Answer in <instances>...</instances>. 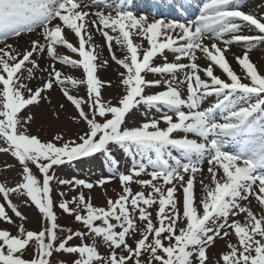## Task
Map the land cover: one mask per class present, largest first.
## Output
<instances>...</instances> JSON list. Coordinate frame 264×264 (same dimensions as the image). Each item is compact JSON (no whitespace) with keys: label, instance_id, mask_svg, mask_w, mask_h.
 <instances>
[{"label":"snow or ice","instance_id":"1","mask_svg":"<svg viewBox=\"0 0 264 264\" xmlns=\"http://www.w3.org/2000/svg\"><path fill=\"white\" fill-rule=\"evenodd\" d=\"M161 2L168 11L149 21L131 10L134 0H0V143L5 145L0 152L10 153L21 166L19 182L0 184V220L14 223L6 207L26 219L10 198L16 194L34 205L45 221L39 231L26 230L23 223L16 235L0 229V264H51L54 253L72 255L70 264H208L207 251L217 239L225 241L226 250L216 264H264V74L246 50L234 57L248 81L243 82L226 57L232 44L244 42L251 47L264 41V17L240 10L233 0H202L194 18H187L192 15V0ZM90 7L101 10H86ZM170 14L177 18H164ZM37 28V38L24 49L7 42ZM244 28L258 34H239ZM69 33L76 44L68 39ZM97 33L111 60L122 69L119 84L124 92L115 104L102 96V88L110 87L111 81H102L97 74L98 67L108 63L99 60L93 43ZM133 36L146 41L147 47L134 44ZM114 44L126 49L123 58L116 56ZM61 47L73 55H61ZM166 51L172 53L171 61ZM45 57L52 62L41 67ZM159 57L162 63L155 64ZM56 63L82 70V77L63 75ZM217 69L220 75L215 74ZM37 70L44 76L31 87ZM149 74L171 79H148ZM66 84L84 86L86 98L70 94ZM54 86L75 107L78 117L74 119L85 122L86 130L75 139L57 134L42 142L28 134L33 119L28 109L47 99L44 93ZM184 86L186 96L181 91ZM157 87L162 90L146 94ZM213 96L215 101L202 109V102ZM141 105L164 111L159 119L127 127V115ZM177 132L185 135L177 138ZM109 145L142 158L154 153L155 160L148 158L153 169L147 173L150 179H139L147 170L139 163L127 174L119 173L121 192L115 200L108 198L106 207L94 206L83 191L71 199H64L61 192L59 202L54 201L53 169L96 153L111 157ZM172 150L181 155H173ZM197 174L203 192L198 203ZM113 178L95 184L84 179L57 183L90 191ZM132 183L150 191L133 192ZM56 208L86 231L68 229L58 241V231L65 230L57 224ZM233 235L236 243L228 239ZM89 236L99 243H85ZM74 238L80 243L71 244ZM33 245L32 255L26 258ZM103 245L107 254L99 251Z\"/></svg>","mask_w":264,"mask_h":264},{"label":"rangeland","instance_id":"2","mask_svg":"<svg viewBox=\"0 0 264 264\" xmlns=\"http://www.w3.org/2000/svg\"><path fill=\"white\" fill-rule=\"evenodd\" d=\"M233 3L239 6V9L246 12L256 15L258 18L264 17V0H233ZM202 6V0H195L194 6H193V12L194 15L199 13L198 9ZM94 7H90L86 10L91 11ZM108 12H111V14H115L114 11L111 9H106ZM135 15L139 13H134ZM149 21H151L153 18H158L157 16H153L148 14ZM185 17H180V19H183ZM194 18V17H191ZM39 33V29H36ZM38 33L37 36H38ZM26 34V33H24ZM98 36L102 37L99 33H97ZM239 34H245V35H257L258 33L256 31H251L247 28L242 29V32ZM36 36V38H37ZM103 38V37H102ZM11 39V37L8 38V40ZM68 39L70 42H73L74 44L77 43L74 36L72 34H68ZM133 43L134 44H141L142 48L147 47L146 41H142L139 37L133 36ZM43 42V41H42ZM1 43H3L1 41ZM0 43V44H1ZM105 43V41H104ZM3 45V44H2ZM0 45V46H2ZM28 46V45H27ZM26 46V47H27ZM223 47V45H221ZM26 47H21L19 49H24ZM233 50L234 48L236 51H239L241 55L244 51H248L250 60L256 65L258 71L261 74H264V41H256L251 47H249L244 42L241 43H235L230 45ZM106 52L107 55H103L99 53V60H107V65L98 67L97 74L98 77L102 81H111V86L105 85L102 88V96L105 101H111L113 104L117 103L119 97L123 94L124 88L122 85L119 84V72L122 70L120 69V66H118L114 61L111 60L110 53L107 49L106 44L102 47ZM142 48L138 50L140 52V55L142 56ZM115 54L118 58H123V56L126 54V49H121L120 46L116 45V49L114 50ZM59 52L61 55L67 54L72 56L70 52H68L64 48H59ZM165 55L167 56L168 60L171 61L173 59L171 52H165ZM47 58V57H45ZM75 58V56H73ZM50 63L52 62L50 58H47ZM233 69L237 72L239 76H241L243 82H248L246 79H244V72L243 70L237 65V62L234 59L227 58ZM163 61V57H159L155 60V64H160ZM186 62V61H185ZM202 65L204 64L203 59L198 61ZM56 66H59L62 71L63 75H71L76 79H80L82 77V70H77L71 68V66H63L59 63H56ZM41 67H43L41 65ZM215 74L220 75V71L217 69L215 71ZM25 75H27L25 73ZM44 74L39 72L37 70L35 74V78L31 80L30 86L35 87L38 86L39 83L42 81V77ZM148 79H171L170 76H160L158 74H149L147 76ZM179 78H183V73L179 74ZM223 78V77H222ZM65 87H67L70 91V94L77 98H86V88L84 86H77L73 87L70 84H66ZM162 90V87L152 88L146 90V94H151L152 92ZM182 94L186 96V86L181 88ZM44 95L47 97V99H42L38 106H34L28 109V114H31L33 116L32 121L29 125H27L28 134L37 136L42 142H47L49 140H52L53 137L57 134L63 135L65 140L75 139L78 135L82 134L83 131L86 130V124L82 120L77 122V119H74V117H78V113L75 109V107L66 100V98L63 96L62 92L60 91L59 86H54L51 90L44 93ZM216 97H209L206 100H204L201 104L202 109H206L209 107L214 101ZM63 104L64 107L61 108L60 105ZM85 111H89L87 106L84 105ZM163 109L161 111H157L155 108L149 110L147 106L141 105L135 109H133L130 114L126 117V126L127 127H135L140 125L141 123L145 122L146 120H150L153 118L159 119L160 115L163 114ZM54 113H58L57 115H54ZM170 115L172 113H169ZM89 115L91 113L89 112ZM161 127H164L165 125L163 122H161ZM185 135L182 132L174 133V136L179 138ZM189 138L191 139H197V137L194 134H188ZM2 143H0V147H4ZM109 151L111 152V157L106 156L103 153H96L93 154L90 157H84L79 158L77 160H74L72 162H66L64 165L56 166L53 169L52 174L55 175L56 180H53L51 182L52 187V198L57 203L61 199L59 196V193H64V199H71L73 196H77L80 191H83L85 196L91 197V201L94 206H105L106 207V201L108 198H112L113 200L116 199L117 195L121 192V186L119 184L118 175L120 172H124L127 174L128 170L131 169L133 166L143 163L147 166V170L145 173H142L139 179H150L149 175L147 173H150L153 169L149 165V155L151 156V159L155 160L156 156L154 153L151 154H145L142 158L139 154H136L134 156L133 152H126L124 149L120 148L117 145H109ZM134 151V150H133ZM173 155L180 156L181 153L178 150H172ZM112 160H115V164H112ZM172 163V161H169ZM204 171L205 176H207V165L205 163ZM33 173L37 175L38 179L42 180V177H40L38 170L35 169L34 166ZM20 172H21V166L19 165L18 161L11 156L10 153L6 152H0V184H4L5 186H14L15 183L19 182L20 180ZM109 182L105 183L102 187L101 186H95L90 191L88 189H81L79 187L72 188L69 185H61L58 184V180H73V179H84L87 182L94 183L102 178L112 177ZM135 179V178H134ZM201 176L197 174L196 180H195V196L197 203L200 200V198L203 195L202 192V186L200 184ZM205 183H207V180L205 179ZM131 188L133 192L141 191L143 190L145 193L150 191V188L142 187L136 183L131 184ZM181 193L178 192L177 196H180ZM13 203L16 205L17 209L22 213L26 219L21 220L19 217H16L14 213L11 212L10 209L6 207V211L8 212V215L12 218L14 221L13 224H9L5 221L0 220V229H6L11 232V234L16 235L18 226L23 223L26 230H33V231H39L45 226V221L43 217L39 214L38 210L35 208L34 205L26 204L24 203L23 198H18L16 194H12L10 196ZM0 203H3V200L0 199ZM150 211H153L154 216V209H150ZM56 215H57V224L60 226V228H63L64 232L57 233L58 235V241L59 239H62L64 236H66L67 230L72 229L73 231H86L84 229L83 225L80 223L75 222L74 218L72 216H69L67 214L62 213V211L59 208L55 209ZM238 219L243 220V217H237ZM231 242L236 243L235 236H230L228 238ZM85 243L88 244H94L99 243L98 240L94 239L93 237L89 236L85 241ZM132 241L129 240V243ZM71 244H78L80 241L78 239H73ZM34 249L33 247H30L28 251L25 253V257H29L32 255ZM225 241L217 239L215 246L210 247L207 251V255L209 257L208 264H216V260L218 259V255L225 251ZM99 251L101 254H107V246L103 245L99 247ZM73 256L66 253H54L51 257V264H70V262L73 260ZM143 259V258H142Z\"/></svg>","mask_w":264,"mask_h":264},{"label":"bare ground","instance_id":"3","mask_svg":"<svg viewBox=\"0 0 264 264\" xmlns=\"http://www.w3.org/2000/svg\"><path fill=\"white\" fill-rule=\"evenodd\" d=\"M96 10H101V9H91V11H96ZM36 33H38L37 32V30H35L34 32H32V33H26V34H23L21 37H19V38H16V37H11V39H9L7 42L8 43H10V44H12L13 45V47H16V48H21V47H26L27 45H29L30 44V42H31V39H35L36 38V36H37V34ZM225 38H227V37H225ZM0 43H1V41H0ZM93 43L95 44V45H97L98 47H97V51L100 53V54H105V55H107V52L103 49V48H101V47H99V46H104L105 45V43H104V39L102 38V37H100V36H98V34H95L94 35V38H93ZM3 43H1L0 45H2ZM113 47H114V50L116 49V45L114 44L113 45ZM229 51L226 53V57L227 58H231V59H234V57L236 56V55H238V54H240V52L239 51H236V49L234 48V50L231 48V47H229ZM203 62H204V60H203ZM41 63V65L43 66V67H47L48 66V64L50 63V61L47 59V58H45L43 61H41L40 62ZM58 69H60V67L59 66H56Z\"/></svg>","mask_w":264,"mask_h":264}]
</instances>
